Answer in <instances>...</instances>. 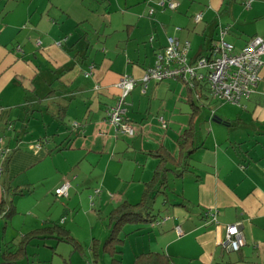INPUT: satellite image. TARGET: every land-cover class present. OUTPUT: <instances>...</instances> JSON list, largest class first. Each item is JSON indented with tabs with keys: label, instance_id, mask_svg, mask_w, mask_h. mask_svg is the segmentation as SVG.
Instances as JSON below:
<instances>
[{
	"label": "crops",
	"instance_id": "obj_1",
	"mask_svg": "<svg viewBox=\"0 0 264 264\" xmlns=\"http://www.w3.org/2000/svg\"><path fill=\"white\" fill-rule=\"evenodd\" d=\"M108 1L0 0V200L12 201L14 188L31 184L24 176L28 170L61 156L63 163L69 160L68 166L99 167L91 183L120 193L116 207L124 202L136 205L158 163L149 153L163 148L178 159L176 139L185 130L172 134L161 108L179 82H150L145 94L139 83L166 38L188 41L191 53V41H197L190 58L207 54L220 28L228 29L224 39L236 50L252 38L264 40V0H251L248 9L247 0H122L118 17L102 15ZM167 1L177 3V9L158 6ZM198 14L201 20L195 22ZM105 30L109 33L101 39ZM123 75L138 81L125 106L135 127L132 137L118 134L106 120ZM186 97L189 100L188 92ZM238 108L223 120L209 118L206 142L196 144L194 139L198 149L192 155L199 154L195 166L188 165L180 177L181 191L173 192L186 202L180 205L181 200L169 197L170 203L163 205L162 196L159 225L124 232L125 243L140 230L142 245L131 264L138 255L149 253L164 254L175 264H264V69L254 93ZM30 130L40 131L31 137L41 144L27 152L20 147V135ZM4 150L8 153L3 158ZM170 176L180 179L172 172ZM61 177L52 179L55 189L63 183ZM121 181L131 184L132 194L120 187ZM136 196L139 199L133 200ZM53 225L78 240L59 222L41 228ZM230 225L238 226L241 248L225 253L218 241ZM25 234L6 244L13 250ZM108 236L109 232L103 243ZM121 250L116 264L123 261ZM89 254L93 256L91 247Z\"/></svg>",
	"mask_w": 264,
	"mask_h": 264
},
{
	"label": "rangeland",
	"instance_id": "obj_2",
	"mask_svg": "<svg viewBox=\"0 0 264 264\" xmlns=\"http://www.w3.org/2000/svg\"><path fill=\"white\" fill-rule=\"evenodd\" d=\"M122 3V0H118L119 5L117 4V0H109L103 5L102 15L107 16L110 14L114 17H118L119 11L121 9L123 10L124 4ZM104 21L105 24H108V21ZM108 33L109 32L105 30L104 36L100 38H104ZM124 37L125 35L121 38ZM133 43L135 42L133 41ZM191 44L193 53L190 52V56H194L198 48V43L197 41H191ZM96 46L100 47L101 45L100 43H96ZM187 92L186 85L179 82L177 87L169 92L166 100L161 102V108L164 111L163 114L166 117L169 130L176 136L188 127L189 117L192 112L191 106L187 103ZM193 101L195 105L199 107V112L193 120L196 144L207 141L209 136V118L215 117L223 120V115L231 114L236 109H239L235 105L221 103L211 99H201L197 101L194 95ZM215 124L216 123L211 120V125ZM31 130L26 134L23 132L24 134L20 135L22 140L20 147L27 152L32 151L34 145L41 144L33 142L31 137L39 134L40 131H36L37 133H35ZM198 155L199 154L192 155L191 160H188L189 166H195V158H197ZM59 157L61 156H56L51 161L44 162L43 165L41 164L35 169L28 170L24 176L31 184H24V187L29 188L30 193L24 196L13 197L12 204L15 207V214L9 219H4L0 216V261L1 250L5 247L7 242L14 240L12 242L15 243L19 240L20 236L26 232L37 228L41 229L42 225L46 223L51 225L55 222H59L78 238L76 241L79 243L81 249L73 250L74 248L71 244L57 242L56 239L34 240L26 247V258L17 261V264H111L109 259L110 256L103 250V241L109 232V214L120 201V193L106 192L105 189H102L101 184H99V187L95 188L96 183L94 181L91 183V180L97 176L99 167L93 170L85 166L84 168L68 166L69 160L63 163L64 161ZM81 169H83V171H81ZM43 175L47 179L40 180V177ZM186 176H188V174H186ZM59 177L63 178V183L67 181L70 184L67 198L54 196L55 188L52 179H57ZM171 178L172 176L168 178L169 187L166 190V194L168 198L175 197L174 199L180 201L181 197L174 196L173 192L176 190H179V192L181 191L182 179L172 180ZM80 182L86 183L87 185H83ZM121 183L122 184L119 183V185L123 190H131V184L126 185L123 181H121ZM77 185L80 187L76 188ZM132 192L133 189L130 194H132ZM104 195L106 200L102 197ZM102 199L107 203L100 202ZM132 199L138 200L139 196L132 197ZM162 200V195H157L153 204V214L157 215V218L164 214L162 212ZM148 225L150 224L144 222L127 224L122 229V236L124 232H130L135 228H143ZM139 232L140 230L129 235L127 241L122 245L121 249L123 250H121V252L123 251V261L121 264L132 263V255L136 252V248L142 245L141 235L138 234ZM92 238L94 241L100 240L97 243L95 242V248L97 249L96 260L94 256L89 254V248L93 244ZM9 246L11 247V244Z\"/></svg>",
	"mask_w": 264,
	"mask_h": 264
},
{
	"label": "built area",
	"instance_id": "obj_3",
	"mask_svg": "<svg viewBox=\"0 0 264 264\" xmlns=\"http://www.w3.org/2000/svg\"><path fill=\"white\" fill-rule=\"evenodd\" d=\"M250 3L251 0L244 3L246 9L250 7ZM158 6L162 10L174 11L178 4L167 1L160 2ZM152 13L153 10L150 11V14ZM194 20L200 22L201 14L196 15ZM227 30V28H220L218 37L209 47L207 54L196 58L189 57L190 43L188 41L167 37L165 46L154 55L153 66L144 71L139 81L142 94H145L150 82L177 81L193 91L200 90L206 99L243 107L261 82V73L264 69V40L252 38L243 48L236 50L224 39ZM137 83L138 81L129 75L121 76L116 84L119 90L116 103L106 111L107 122L118 134L129 137L134 135L135 127L126 116V98ZM195 96L197 100H201L200 92ZM160 124L162 128H166L162 118H160ZM7 153L8 151L4 150L2 157L4 158ZM69 189L70 184L65 181L55 189L54 194L60 198H67ZM159 224V220L152 223L154 226ZM224 230L223 238L218 241L219 246L227 253L239 251L241 242L238 238V226H226ZM175 231L178 235L182 234L179 227H176Z\"/></svg>",
	"mask_w": 264,
	"mask_h": 264
},
{
	"label": "trees",
	"instance_id": "obj_4",
	"mask_svg": "<svg viewBox=\"0 0 264 264\" xmlns=\"http://www.w3.org/2000/svg\"><path fill=\"white\" fill-rule=\"evenodd\" d=\"M187 90L189 98L188 104L191 106L192 112L189 117L188 127L176 139V144L179 149L178 159H174L163 148L149 153L150 156L157 159L158 163L151 180L144 184L141 200L136 205H130L124 202L113 209L109 214V236L104 242L103 250L111 257L113 264H116L118 261L117 257L120 255L119 248H121L124 244V237L122 236V229L124 226L127 224H135L140 222L152 224L157 221V215L153 214V204L155 202L156 196L162 195L164 197L163 205L170 203L168 195L166 194V190L169 187L167 177L168 174L172 172L176 178L182 177L183 173L188 167V160L190 156L198 149L197 147L193 146L195 139L193 120L199 112V107L195 105L191 98L193 90ZM198 92L201 94V99L206 100L205 95L202 94L200 90ZM4 165L6 168L8 165V160H5ZM170 167H173L174 170H171ZM175 169H180V172L175 173ZM29 193V188H14L12 190L11 196H24ZM185 202L186 201L182 199L179 204L182 205ZM14 214L15 207L13 206L12 201L1 199L0 216H3L4 219H9ZM53 236H55L60 242L71 244L74 248L73 250L81 249L79 243L69 237V234L65 229L58 225H53L50 227L36 229L23 235L20 241L14 246L13 250L9 244H5V247L1 253L0 264H17V261L26 258V247L31 242L34 240L48 239ZM96 243L93 242L91 245L94 259H97V249L95 248ZM223 251L227 253L225 250ZM133 264H175V262L164 254L149 253L138 255L135 258Z\"/></svg>",
	"mask_w": 264,
	"mask_h": 264
}]
</instances>
